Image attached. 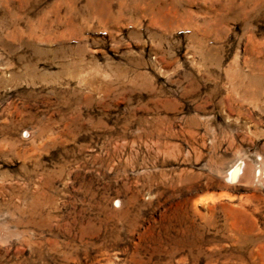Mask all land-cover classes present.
<instances>
[{
  "label": "rangeland",
  "instance_id": "374dc122",
  "mask_svg": "<svg viewBox=\"0 0 264 264\" xmlns=\"http://www.w3.org/2000/svg\"><path fill=\"white\" fill-rule=\"evenodd\" d=\"M0 264H264V0H0Z\"/></svg>",
  "mask_w": 264,
  "mask_h": 264
},
{
  "label": "bare ground",
  "instance_id": "6f19581e",
  "mask_svg": "<svg viewBox=\"0 0 264 264\" xmlns=\"http://www.w3.org/2000/svg\"><path fill=\"white\" fill-rule=\"evenodd\" d=\"M247 164L244 161H238L236 162L229 170L227 177L230 180L241 178L245 179L248 177V169ZM261 173V170H259L258 175Z\"/></svg>",
  "mask_w": 264,
  "mask_h": 264
}]
</instances>
